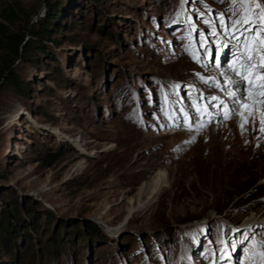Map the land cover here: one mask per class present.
I'll return each mask as SVG.
<instances>
[{
    "label": "rangeland",
    "instance_id": "374dc122",
    "mask_svg": "<svg viewBox=\"0 0 264 264\" xmlns=\"http://www.w3.org/2000/svg\"><path fill=\"white\" fill-rule=\"evenodd\" d=\"M57 1L47 54L29 65L20 51L12 63L24 94L0 87V212L16 209L19 232L11 254L0 243V264L30 262L27 230L31 264H264V247H253L264 224L245 222L264 211V72L243 67L264 38L253 33L246 50L212 26L245 9L233 0ZM244 2L249 18L256 5L264 18V0ZM7 12L18 15V49L36 43L25 22L37 28L43 1L0 0ZM262 62L258 51L251 63ZM48 152L56 158L46 166ZM158 169L168 186L126 214Z\"/></svg>",
    "mask_w": 264,
    "mask_h": 264
},
{
    "label": "trees",
    "instance_id": "16d2710c",
    "mask_svg": "<svg viewBox=\"0 0 264 264\" xmlns=\"http://www.w3.org/2000/svg\"><path fill=\"white\" fill-rule=\"evenodd\" d=\"M42 1L44 3V14L41 18H39L37 28H34V25L30 23L29 18H27L25 22V30L29 33L31 32L37 41L36 43L28 41L20 50L18 49V46L24 40L22 33H16L15 29L10 26L18 18V15L11 12H7L5 14L0 13L1 18L5 21V25L0 23V87L3 84H8L12 86L18 94H24L26 81L20 80L18 81V84L16 83L17 76L14 68L12 67L13 61L19 56V52L22 51V53L29 55L27 56V63L29 65H35L40 54H47L45 50L46 46L43 41H50L53 39L50 36V27L54 25L53 21L59 14V2L57 0ZM7 56H9L8 59ZM40 158L44 165L48 166L52 163L56 156L55 153L48 152L43 153ZM26 208L28 211H31L28 205ZM9 210V212L5 210L0 212V243H2L5 249H7L8 254H11V247L14 246L15 239L19 236V232L17 227H15L16 224L14 222L15 220H18L17 211L14 207ZM36 219V215L32 214V223H36ZM17 223L19 222L17 221ZM58 234L59 231L57 230L54 235L50 237L51 244L55 247L60 241ZM22 236L24 247L30 258V262L27 264H31L36 257V250H34L32 245V237L28 230L23 231ZM13 255L15 256V253H13ZM13 264L17 263L14 261Z\"/></svg>",
    "mask_w": 264,
    "mask_h": 264
},
{
    "label": "snow or ice",
    "instance_id": "6c2138e0",
    "mask_svg": "<svg viewBox=\"0 0 264 264\" xmlns=\"http://www.w3.org/2000/svg\"><path fill=\"white\" fill-rule=\"evenodd\" d=\"M236 6H239L241 8H244L245 11L241 13V15L238 18H227L226 21V14L221 13L215 21L212 22L213 28H219L221 25H223V31L225 34L231 36L232 39H236L237 41L243 39L245 49L248 50L249 48V40L248 37L251 36L253 33L256 34L257 37L264 38V18H258L257 14L260 12V6L256 5L255 8H252L250 11L252 13L251 18H249V6L244 2V0H233V8L235 9ZM235 17V13H234ZM234 19V24H233ZM232 27V31L229 32V27ZM199 34V30H194ZM240 32V35L237 36L236 33ZM213 36L217 35V32L212 33ZM199 42V41H197ZM200 47L207 49L206 44L200 45ZM264 53V48H257L252 47L250 49L251 54L244 56V65L243 67L245 69L252 68L256 71L264 72V62H262L259 65H252L251 61L255 58L257 52ZM209 55L211 56V51L209 50ZM193 59H197V57H193ZM216 64L219 68L220 65V57L216 58ZM230 68H232V71L236 73V75H242V73L236 72V69L233 65H229ZM224 73H222L223 75ZM226 83L228 84H237L238 82L229 80ZM228 96L233 100V105H235V100L237 99V93L236 92H229ZM242 98V97H241ZM212 100H216L217 97H212ZM227 118V116L225 117ZM243 127V125H241ZM239 231V230H237ZM245 239H250V237L246 236ZM254 248H261L264 247V240H259L253 244ZM235 248L233 247V251ZM262 256H264V253H261Z\"/></svg>",
    "mask_w": 264,
    "mask_h": 264
},
{
    "label": "bare ground",
    "instance_id": "6f19581e",
    "mask_svg": "<svg viewBox=\"0 0 264 264\" xmlns=\"http://www.w3.org/2000/svg\"><path fill=\"white\" fill-rule=\"evenodd\" d=\"M261 165L264 166V162H262ZM161 170L162 169H158V171H156L152 176L146 178L145 180H142L135 187L134 194L129 198V201L127 202L126 214L132 215L135 212H139L144 209L146 210V208H148L152 204V202L158 197V195L165 190V187L168 186V184H166L167 182L165 183V176L163 177ZM125 192H128V190ZM245 222L246 224H252L255 222L264 224V211L260 210L256 214H250L245 219Z\"/></svg>",
    "mask_w": 264,
    "mask_h": 264
}]
</instances>
